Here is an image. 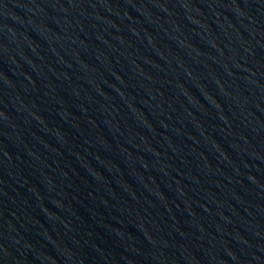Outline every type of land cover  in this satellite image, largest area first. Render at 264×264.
<instances>
[{
    "label": "water",
    "instance_id": "1",
    "mask_svg": "<svg viewBox=\"0 0 264 264\" xmlns=\"http://www.w3.org/2000/svg\"><path fill=\"white\" fill-rule=\"evenodd\" d=\"M0 264H264V0H0Z\"/></svg>",
    "mask_w": 264,
    "mask_h": 264
}]
</instances>
